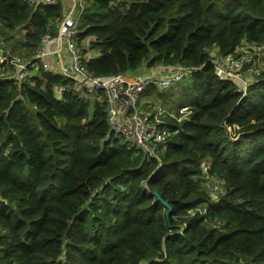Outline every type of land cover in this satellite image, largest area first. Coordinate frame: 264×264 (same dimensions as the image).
Returning <instances> with one entry per match:
<instances>
[{
    "label": "trees",
    "instance_id": "trees-1",
    "mask_svg": "<svg viewBox=\"0 0 264 264\" xmlns=\"http://www.w3.org/2000/svg\"><path fill=\"white\" fill-rule=\"evenodd\" d=\"M62 17L59 1L0 0V33L21 30L27 58ZM243 42L264 43V0H84L87 70L189 67L191 113L147 157L69 77L0 80V264H264V69L244 93L210 55ZM206 160L223 181L216 200L201 185Z\"/></svg>",
    "mask_w": 264,
    "mask_h": 264
},
{
    "label": "built area",
    "instance_id": "built-area-1",
    "mask_svg": "<svg viewBox=\"0 0 264 264\" xmlns=\"http://www.w3.org/2000/svg\"><path fill=\"white\" fill-rule=\"evenodd\" d=\"M31 6L37 4H55L57 0H22ZM79 6V14L84 7V0H75ZM78 13L69 10L60 20L57 33L48 37L42 36L32 58L23 59L10 53L0 45V77L16 78L24 82L29 74L43 69L51 74H61L71 79V87L81 96L95 95L94 99L102 100L105 106L107 123L112 132L121 137L128 148L141 149L146 156H158L157 146L166 143L178 133L183 120L189 119L191 109L188 105L174 113L160 104L142 100L144 93L154 86L165 88L186 77L191 68L169 66L163 72L149 76H130L129 73H118L111 76H94L86 68L89 58L80 54L76 46ZM261 49L263 61L256 63ZM215 75L221 80L239 82L236 90L244 92L264 69V43H241L232 53H210ZM246 73V74H245ZM251 76V80L246 77ZM67 85L54 88L56 98H60ZM203 183L213 200L223 193V181L208 173V166L201 163ZM199 211L206 213L205 207L189 210L190 215ZM213 226H219V220H212Z\"/></svg>",
    "mask_w": 264,
    "mask_h": 264
},
{
    "label": "rangeland",
    "instance_id": "rangeland-1",
    "mask_svg": "<svg viewBox=\"0 0 264 264\" xmlns=\"http://www.w3.org/2000/svg\"><path fill=\"white\" fill-rule=\"evenodd\" d=\"M22 34H23V32L21 30H16L13 33V36H11V37H9L7 35H3L0 33V45L14 55H18L20 57L27 58L30 54H29V50L21 45V35ZM92 38H93L92 36L88 37V39H92ZM239 46L240 45H238L237 47H239ZM253 51L259 52L258 57H256V63H261L263 61V54L261 52V49L254 48ZM93 52H95V51H93ZM93 52L88 50L86 55L88 57H90V56H92ZM164 70H166V69L158 67L157 69H152L151 71H153V74H156L159 72H163ZM137 73H138V71L133 72V74H137ZM246 77L251 80V76L246 75ZM188 80L189 79L186 78L180 82L173 83L172 85H170L169 87H166V88L154 86L151 89L152 93H149L147 95V97L144 96L141 99L142 100L147 99L150 102L160 104L164 107H167L170 111L176 113V112H178V110L181 107H183L186 104H189V102L192 100V97L187 98V96H190L191 94H186L189 91V88L184 85L185 83H187ZM252 82H253V80H252ZM247 86L244 87V93L247 89ZM158 93H161L162 95H157ZM94 96L93 95H87V99L90 102H93ZM179 105H182V106H179ZM121 141H123V140L121 139ZM158 154H159V152H158ZM203 163H205L207 166H209V162H207V160L204 161ZM201 185L203 188L207 189L206 185L203 183V179L201 181Z\"/></svg>",
    "mask_w": 264,
    "mask_h": 264
},
{
    "label": "crops",
    "instance_id": "crops-1",
    "mask_svg": "<svg viewBox=\"0 0 264 264\" xmlns=\"http://www.w3.org/2000/svg\"><path fill=\"white\" fill-rule=\"evenodd\" d=\"M59 1V3L62 6L63 9V15H65L69 10L73 9L76 13L79 14V6L78 4H75L74 1L75 0H57ZM90 39H86L85 42L88 44V41ZM95 54V53H94ZM158 67H149L146 64H142L140 67H138V69H136L135 71H138L137 74H133V72L130 73V76H149L153 73V71H151L152 69H157Z\"/></svg>",
    "mask_w": 264,
    "mask_h": 264
},
{
    "label": "clouds",
    "instance_id": "clouds-1",
    "mask_svg": "<svg viewBox=\"0 0 264 264\" xmlns=\"http://www.w3.org/2000/svg\"><path fill=\"white\" fill-rule=\"evenodd\" d=\"M57 2V1H56ZM212 52H216L215 50H212L210 53H212ZM87 53V52H86ZM35 54V53H34ZM93 55V54H92ZM91 57V56H90ZM21 58H23V57H21ZM23 59H29V58H23ZM156 67H160V68H168L167 66H165V67H163V66H156ZM138 69V68H137ZM40 70V69H39ZM38 70V71H39ZM38 71H36V73L35 74H37L38 73ZM135 71V70H134ZM133 72V71H132ZM129 74L131 73V72H128ZM125 74V73H124ZM153 74V73H152ZM109 76H111V75H109ZM185 79V77L183 78V79H181L180 81H182V80H184ZM256 79V78H255ZM254 79V80H255ZM177 82H179V81H177ZM177 82H174V83H177ZM173 84V83H172ZM171 84V85H172ZM167 87H169V86H167ZM166 88V87H165ZM152 89V88H151ZM151 89H149V90H147L145 93H144V95H143V97L145 96V97H147V95L149 94V93H152L151 92ZM55 95V94H54ZM84 98H86V97H84ZM87 99V98H86ZM88 100V99H87ZM95 100V99H94ZM93 100V101H94ZM187 105V104H186ZM182 106V105H181ZM189 106V105H188ZM104 108H105V106H104ZM187 120V119H186ZM184 121V120H183ZM183 123V122H182ZM181 123V124H182ZM110 128V127H109ZM110 131L112 132V130L110 129ZM113 133V132H112ZM117 136V135H116ZM121 138V137H120ZM122 139V138H121ZM123 140V139H122ZM123 143H124V140L122 141ZM160 144H163V145H165V143H160ZM160 144H158V146L160 145ZM158 146H157V149H158ZM161 150H163V149H161ZM158 152H159V154H158V156L160 155V151H159V149H158ZM134 153H136V152H134ZM144 155H145V153H144ZM146 156V155H145ZM148 157V156H147ZM204 162V161H203ZM202 162V163H203ZM208 168H209V166H208ZM210 195V194H209ZM211 197V196H210ZM212 198V197H211ZM212 200H213V198H212ZM200 207H202V206H200ZM204 207V206H203ZM197 208V207H196ZM195 209V208H194Z\"/></svg>",
    "mask_w": 264,
    "mask_h": 264
},
{
    "label": "water",
    "instance_id": "water-1",
    "mask_svg": "<svg viewBox=\"0 0 264 264\" xmlns=\"http://www.w3.org/2000/svg\"><path fill=\"white\" fill-rule=\"evenodd\" d=\"M2 79H6V78H1V77H0V80H2ZM156 194H157V193H156ZM157 196L159 197V195H158V194H157ZM164 203H166V202H164Z\"/></svg>",
    "mask_w": 264,
    "mask_h": 264
}]
</instances>
